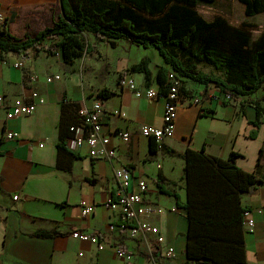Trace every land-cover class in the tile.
Segmentation results:
<instances>
[{
	"label": "crops",
	"instance_id": "0c3cea01",
	"mask_svg": "<svg viewBox=\"0 0 264 264\" xmlns=\"http://www.w3.org/2000/svg\"><path fill=\"white\" fill-rule=\"evenodd\" d=\"M58 1L0 0V13L12 33L10 20L19 7ZM115 47L117 44L112 48ZM25 52H0V95L4 101L0 107V264H182L186 260L184 233L188 222L184 211L177 209L173 195L161 193L157 181L164 189L177 193L179 202H185L182 155L188 148L202 149L205 154L222 159H227L230 152L239 153L234 161L236 167L254 172L261 181L241 194L240 203L250 210L254 222L252 230L243 233V264H264V210L256 209L264 203V150L261 155L259 152L264 149V91L259 89L228 100L213 83L183 81L174 132L158 146L139 131L144 124H162L163 97H136L131 90L119 87L117 78L106 86L112 94L102 100L89 92L78 72L64 70L61 54L58 57L30 48ZM143 56L130 62L122 55L116 54L115 58L121 65H130ZM153 60L155 63L148 65L149 81L141 72L122 74L131 75L139 88L159 90L156 70L165 64L159 54ZM51 75L60 78L46 82ZM64 98L86 107L100 101L101 131L115 148L114 158H92L85 145L72 150L68 141L65 151L57 150L61 129L65 132L71 124L82 127L72 108H62ZM16 99L33 103L34 112L6 118L5 112ZM255 102L261 109L259 116ZM255 119L257 124L252 123ZM7 131L16 133V137L6 139ZM122 131L129 134L127 142L117 135ZM118 167L130 173L128 190H134L139 179L145 181L144 202L161 207L160 212L146 220L158 227L162 245H171L174 256L160 257L153 252L152 234H146L151 246L146 250L125 230L107 228L118 222L117 211L105 205L117 195L114 171ZM80 201L93 204V210L82 216ZM75 229L96 232L105 247L97 249L93 243L72 238L70 233ZM41 231L56 236L36 235ZM111 245L124 247L132 253V259H119Z\"/></svg>",
	"mask_w": 264,
	"mask_h": 264
},
{
	"label": "trees",
	"instance_id": "16d2710c",
	"mask_svg": "<svg viewBox=\"0 0 264 264\" xmlns=\"http://www.w3.org/2000/svg\"><path fill=\"white\" fill-rule=\"evenodd\" d=\"M215 0H59V12L50 25L23 38L14 36L7 27L0 28V52L44 51L49 55L60 52L64 63L72 64L88 45L80 34L90 33L98 40L114 47L115 40L135 46L154 47L164 65L156 70L159 91L165 93L167 73L180 79L179 94L183 90L181 79L199 84L213 83L222 93L235 99L257 90L264 91V30L252 38L246 22L232 26L220 16L206 20L195 6ZM246 17L264 12V0H238ZM5 22L8 23L7 19ZM49 40L48 43L46 41ZM186 59L185 61L179 56ZM148 58L131 64L128 72H141L150 80ZM196 62H205L224 74L223 78L197 69ZM112 91L100 90L98 95L107 99ZM257 116L261 113L255 102ZM72 108L79 118V103L62 100V108ZM81 121V120H80ZM252 123L257 124L255 119ZM67 126L60 130L58 151L73 132ZM254 132L251 133L253 137ZM155 146V144H154ZM155 148V147H153ZM260 149V155L263 151ZM239 153L230 152L227 159L205 154L201 149H186L182 155L184 165L185 202L177 193L157 186L161 193L173 195L177 209L183 210L188 222L184 233L186 260L182 264H243L245 242L241 194L254 183L261 182L254 172L236 167ZM161 177V176H160ZM39 236L54 237L56 233L41 231Z\"/></svg>",
	"mask_w": 264,
	"mask_h": 264
},
{
	"label": "built area",
	"instance_id": "2783aa9c",
	"mask_svg": "<svg viewBox=\"0 0 264 264\" xmlns=\"http://www.w3.org/2000/svg\"><path fill=\"white\" fill-rule=\"evenodd\" d=\"M5 17L0 13V28L7 27ZM19 64V63H17ZM15 64V65H17ZM21 64V63H20ZM59 75H51L46 77V82L51 80H58ZM134 80L131 75L124 73L118 78L117 85L121 88H127L132 91L136 97L145 95L148 98L163 97V116L162 124L160 126H153L144 124L140 127L139 133L142 136L151 138L155 143L160 146L161 142L172 136L174 132V121L176 116V108L180 101L179 85L181 81L177 78L173 72L167 73V84L165 93L160 92L157 89L146 86L139 88L134 84ZM224 96L229 100L231 97L224 93ZM3 97L0 95V107L3 106ZM35 105L31 102H21V100H14V102L8 107L5 112L6 118H14L23 116L34 112ZM100 114H102V105L99 100L92 103L90 107L81 105L79 109V118L82 122V127L79 129L76 125L70 127V131L73 132V136L68 140L70 149H75L79 146L87 148V153L92 158L111 160L116 156L114 146H110V139L107 134H104L101 130ZM80 130L81 132H77ZM120 140L127 142L129 140L128 132H118ZM6 139H13L16 137V133L7 131L4 133ZM114 177L118 184V192L114 198L107 200L105 205L117 211L118 222L116 225L110 224L107 226L109 230L118 228L125 230L126 234L131 239H137L141 241L146 250H150V240L146 234L154 235L153 252L164 257L174 256V249L171 245H162L163 239L160 237L158 227L149 223L146 218L161 211V207L149 203H145L143 195L147 192L146 183L144 180L139 179L136 183L135 189L130 191L127 189L128 179L130 178L129 171L124 167H118L114 171ZM17 195L13 196L16 199ZM80 213L82 216L87 215L93 210V204L85 201H80ZM258 212L264 210V203L259 207H256ZM250 210H246L243 214V227L245 231H250L253 228L254 222L250 217ZM71 237L81 242H89L96 245L97 249L105 247L106 243L100 239L96 232H84L78 229L73 230L70 233ZM115 256L119 259L130 260L132 259V253L121 246H110ZM151 258L152 254H150ZM141 264V263H138Z\"/></svg>",
	"mask_w": 264,
	"mask_h": 264
},
{
	"label": "rangeland",
	"instance_id": "374dc122",
	"mask_svg": "<svg viewBox=\"0 0 264 264\" xmlns=\"http://www.w3.org/2000/svg\"><path fill=\"white\" fill-rule=\"evenodd\" d=\"M244 5L238 0H215L210 4H198L195 6L196 11L207 20H211L217 16L222 17L230 25L238 26L242 22L249 24L248 28L251 32L252 38L264 30V12H260L252 17H246L243 13ZM59 12L58 2L33 4L30 6H21L17 9L10 20V28L12 34L16 37L23 38L24 35H33L37 30H41L44 26L50 25L52 20L57 16ZM9 21V22H10ZM83 42L89 45L92 44L91 50L75 59L72 64L65 63L63 65L64 70L69 72H78L80 78L84 81L86 88H89V92L93 95L99 93V91L107 89L106 86H110L119 78L120 74L124 71H128L130 67L127 65H121L115 58V55L125 56L124 58L129 60H137L142 54L143 57H147L148 65L158 56V51L154 47H142L135 46L134 44L127 43L123 40H115L117 47L112 48L106 42L102 43L101 40L96 39L90 33L80 34ZM49 40L46 41L48 43ZM55 56L60 57V52ZM54 56V57H55ZM160 56V55H159ZM179 56L185 61L181 54ZM142 58V57H141ZM130 62V61H129ZM163 64H165L163 62ZM197 69L217 76L224 77V74L216 70L212 65L205 62H196ZM162 65H159V67ZM166 67V65H165ZM187 81L189 79H181Z\"/></svg>",
	"mask_w": 264,
	"mask_h": 264
}]
</instances>
